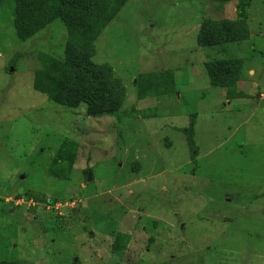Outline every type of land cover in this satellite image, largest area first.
Masks as SVG:
<instances>
[{"label": "rangeland", "instance_id": "374dc122", "mask_svg": "<svg viewBox=\"0 0 264 264\" xmlns=\"http://www.w3.org/2000/svg\"><path fill=\"white\" fill-rule=\"evenodd\" d=\"M18 9L0 0V264H264V0H127L92 54L62 21L20 40ZM53 59L114 79L104 102L67 104ZM161 70L163 100L136 83Z\"/></svg>", "mask_w": 264, "mask_h": 264}, {"label": "trees", "instance_id": "16d2710c", "mask_svg": "<svg viewBox=\"0 0 264 264\" xmlns=\"http://www.w3.org/2000/svg\"><path fill=\"white\" fill-rule=\"evenodd\" d=\"M112 5L104 11L101 0H16L18 12L16 13L15 27L20 40H28L38 33L42 28L55 21H62L69 31V44L81 52L94 53V42L103 30L115 17L120 10V6L127 0H109ZM120 2V3H119ZM229 34V33H228ZM226 34V37L228 36ZM231 36V34H230ZM248 36V35H247ZM248 38V37H247ZM53 59L49 64L50 76L62 74L69 69L67 62L55 66ZM73 61H70L72 64ZM72 78L68 76L63 79L68 80L71 104L76 108L80 104H88L92 107L98 106L107 98L106 93L108 83L115 81L112 78L105 81L102 77V71L93 63L78 62L71 70ZM165 82L162 85L166 87L159 96L175 95L177 90L170 77L169 71H159L152 74H142L136 78L138 87L146 84H156ZM105 109V110H104ZM102 109L100 114H111L110 108ZM186 143L191 150L190 159L194 162L197 158V147L194 141L193 123L186 130Z\"/></svg>", "mask_w": 264, "mask_h": 264}, {"label": "crops", "instance_id": "0c3cea01", "mask_svg": "<svg viewBox=\"0 0 264 264\" xmlns=\"http://www.w3.org/2000/svg\"><path fill=\"white\" fill-rule=\"evenodd\" d=\"M203 51L202 50H199V53H202ZM166 97H169V96H163V97H160V98H162V99H160V100H163L164 98H166ZM159 100V101H160ZM159 101H158V103H159ZM164 103V102H163Z\"/></svg>", "mask_w": 264, "mask_h": 264}, {"label": "water", "instance_id": "95a60500", "mask_svg": "<svg viewBox=\"0 0 264 264\" xmlns=\"http://www.w3.org/2000/svg\"><path fill=\"white\" fill-rule=\"evenodd\" d=\"M13 69H11V71H12Z\"/></svg>", "mask_w": 264, "mask_h": 264}]
</instances>
